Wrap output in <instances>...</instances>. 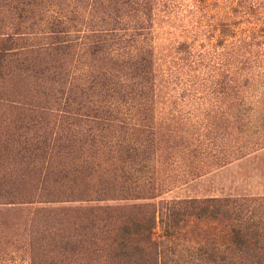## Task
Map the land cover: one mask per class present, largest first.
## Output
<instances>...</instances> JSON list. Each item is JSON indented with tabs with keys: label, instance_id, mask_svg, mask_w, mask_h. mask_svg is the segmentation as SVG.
<instances>
[{
	"label": "rangeland",
	"instance_id": "1",
	"mask_svg": "<svg viewBox=\"0 0 264 264\" xmlns=\"http://www.w3.org/2000/svg\"><path fill=\"white\" fill-rule=\"evenodd\" d=\"M64 5L70 11L78 6L93 19L87 20L89 28L103 23L80 0H51L47 12ZM147 14L143 46L154 53L155 109L149 111L146 134L123 129L119 136L135 144L154 140V145L137 153L127 173L109 147L77 146L73 154L82 155V165L69 162V178L57 181L49 171L24 176L22 166L0 160V191L22 194L0 197V264H108L105 254L88 255L93 248L78 246L83 221L68 208L125 204L122 199L135 198L139 186H157L155 203L264 197V0H153ZM8 18L0 17L6 30L14 23ZM70 18L72 26H82L76 15ZM114 20H108L109 28H123ZM35 43L29 35L25 46ZM69 64L72 72L76 64ZM46 84L24 76L0 85V135L8 134L1 124L8 116L40 106L49 109L45 119L55 129L63 102ZM87 122V117L72 118L70 126L89 130ZM91 126L101 144L103 123ZM115 132L104 131L109 138ZM53 162L54 167L64 163Z\"/></svg>",
	"mask_w": 264,
	"mask_h": 264
},
{
	"label": "trees",
	"instance_id": "2",
	"mask_svg": "<svg viewBox=\"0 0 264 264\" xmlns=\"http://www.w3.org/2000/svg\"><path fill=\"white\" fill-rule=\"evenodd\" d=\"M47 2L51 0H0V17L7 14L14 21L10 30L0 27V85L24 76L51 84L49 90L61 94L63 116L52 131L45 119L47 107L8 116L1 122L8 134L0 135V160L22 166L24 176L49 171L57 181L69 178V162L83 161L82 155L73 154L77 146L98 150L102 145L119 157L127 173L137 153L154 145V140L135 144L119 136L126 130L146 134L149 111L155 109L154 53L143 46L153 0H80L103 21L97 29L88 27L93 19L78 6L75 11L64 5L47 12ZM71 14L82 24L73 25L77 31L71 30ZM113 17L123 28H109ZM29 28L33 35L25 32ZM29 35L36 41L31 48L25 46ZM70 62L76 64L72 72ZM81 117L88 118L89 130L70 126V119ZM96 121L104 127L101 144L97 128L91 126ZM108 129L116 130L111 138L104 133ZM56 159L64 163L54 167ZM78 170H73L74 177ZM152 187L139 186L135 198L129 194L122 199L125 204L68 208L83 221L78 246L93 248L88 255L105 254L108 264H264V197L155 203L157 186ZM9 192L0 191V197L22 196ZM134 200L140 202L129 204ZM158 229L161 240L155 238Z\"/></svg>",
	"mask_w": 264,
	"mask_h": 264
}]
</instances>
